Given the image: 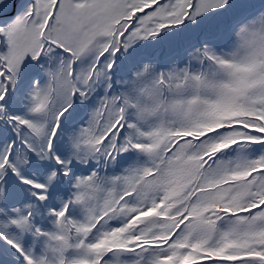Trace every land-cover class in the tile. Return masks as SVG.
<instances>
[{"label":"snow or ice","instance_id":"obj_1","mask_svg":"<svg viewBox=\"0 0 264 264\" xmlns=\"http://www.w3.org/2000/svg\"><path fill=\"white\" fill-rule=\"evenodd\" d=\"M0 264H264V0H0Z\"/></svg>","mask_w":264,"mask_h":264}]
</instances>
